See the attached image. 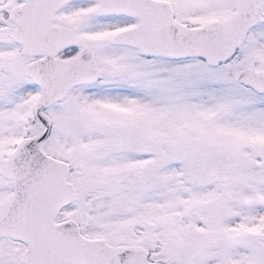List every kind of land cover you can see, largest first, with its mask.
<instances>
[{
  "label": "snow or ice",
  "instance_id": "1",
  "mask_svg": "<svg viewBox=\"0 0 264 264\" xmlns=\"http://www.w3.org/2000/svg\"><path fill=\"white\" fill-rule=\"evenodd\" d=\"M0 264H264V0H0Z\"/></svg>",
  "mask_w": 264,
  "mask_h": 264
}]
</instances>
